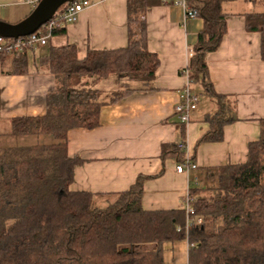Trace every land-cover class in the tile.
Returning <instances> with one entry per match:
<instances>
[{"label": "trees", "instance_id": "obj_1", "mask_svg": "<svg viewBox=\"0 0 264 264\" xmlns=\"http://www.w3.org/2000/svg\"><path fill=\"white\" fill-rule=\"evenodd\" d=\"M158 3L128 0L129 40L124 48L89 50L80 59L75 45L51 46L39 58V68L54 80L46 112L12 118L11 132L0 142V264H164V244L186 239L193 244L189 264H264V118L246 162L209 170L207 188L190 192L194 198L203 193L194 202L203 223L188 230L184 209L143 208V177L113 195L70 189L83 161L69 156L68 132L95 129L104 105L154 89L160 60L148 49L144 17ZM225 3L189 2L204 28L187 68L193 87L200 84L217 106L199 144L221 142L224 128L238 121L234 100L217 93L209 77L208 55L219 50L227 34ZM253 3L258 10L245 14V29L260 35L264 61V0ZM63 32L56 30L52 37ZM28 53L0 52L3 68L9 74L28 73ZM109 79L117 88L106 100L98 83ZM42 136L49 142L8 141ZM181 150L165 144L162 157L180 160Z\"/></svg>", "mask_w": 264, "mask_h": 264}, {"label": "crops", "instance_id": "obj_2", "mask_svg": "<svg viewBox=\"0 0 264 264\" xmlns=\"http://www.w3.org/2000/svg\"><path fill=\"white\" fill-rule=\"evenodd\" d=\"M41 0H0V20L17 24L27 18ZM255 0H226L227 34L218 51L208 55L209 77L217 93L234 100L238 121L224 128L221 142L201 143L210 130L207 121L217 106L200 84L198 109L189 124H180L174 111L187 83L183 74L204 28L200 17L188 18L179 7L159 3L149 7L146 23L148 49L158 55L154 89L135 91L101 109L95 129L75 128L68 132V154L83 163L75 170L72 191L113 195L127 191L144 178L142 205L145 210L184 209L186 195L208 186V171L243 164L248 146L260 138L264 118V61L258 33L245 29V14L258 10ZM74 24L53 36L47 46L29 50V72L9 74L0 61V142L11 132L10 120L42 116L46 96L54 88L51 75L38 66L51 46L75 45L83 59L89 50H114L128 45V0H90ZM108 81V80H104ZM98 83L108 100L117 86L111 80ZM104 96V97H105ZM2 140V141H1ZM7 141V140H6ZM181 159L162 157L165 144L180 145ZM197 169L178 174L184 162ZM200 192L197 198H202ZM187 216L185 218V227ZM187 229V228H186ZM188 240L164 244V264H189Z\"/></svg>", "mask_w": 264, "mask_h": 264}, {"label": "built area", "instance_id": "obj_3", "mask_svg": "<svg viewBox=\"0 0 264 264\" xmlns=\"http://www.w3.org/2000/svg\"><path fill=\"white\" fill-rule=\"evenodd\" d=\"M163 5H173L181 8L188 18L196 17V11H192L189 7L190 0H160ZM91 6L90 0H75L63 5L54 15V17L43 25L37 32L26 37L17 39L0 37V52H22L38 47H45L52 38L53 32L62 30L68 24H74L78 21L81 13ZM190 13V14H189ZM183 74L187 78V83L180 93V100L175 108V115L182 124H189L191 115L198 109L199 96L193 91V82L190 79L189 70L185 68ZM180 149H184L185 145L181 143ZM197 169V165L189 161L177 165L178 174H185L189 170ZM196 198L189 193L184 199V210L187 216V230L192 225H201L203 223V213L194 206ZM190 248L193 244H189Z\"/></svg>", "mask_w": 264, "mask_h": 264}, {"label": "water", "instance_id": "obj_4", "mask_svg": "<svg viewBox=\"0 0 264 264\" xmlns=\"http://www.w3.org/2000/svg\"><path fill=\"white\" fill-rule=\"evenodd\" d=\"M73 1L75 0H41L32 13L17 24L0 20V37L17 39L32 35L50 21L63 5Z\"/></svg>", "mask_w": 264, "mask_h": 264}, {"label": "rangeland", "instance_id": "obj_5", "mask_svg": "<svg viewBox=\"0 0 264 264\" xmlns=\"http://www.w3.org/2000/svg\"><path fill=\"white\" fill-rule=\"evenodd\" d=\"M112 79H109L108 81H103V84L105 87L109 86L111 84ZM49 137L42 136V137H26L23 139L20 138H10L8 141L12 142L14 145H30V144H43L49 142ZM8 143V142H7Z\"/></svg>", "mask_w": 264, "mask_h": 264}]
</instances>
